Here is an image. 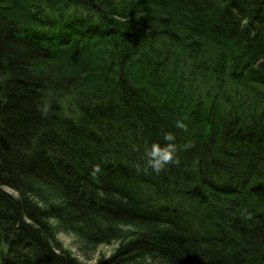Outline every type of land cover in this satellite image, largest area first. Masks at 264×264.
<instances>
[{
    "label": "trees",
    "instance_id": "16d2710c",
    "mask_svg": "<svg viewBox=\"0 0 264 264\" xmlns=\"http://www.w3.org/2000/svg\"><path fill=\"white\" fill-rule=\"evenodd\" d=\"M59 230L121 238L94 264H264V0H0V264H84Z\"/></svg>",
    "mask_w": 264,
    "mask_h": 264
},
{
    "label": "rangeland",
    "instance_id": "374dc122",
    "mask_svg": "<svg viewBox=\"0 0 264 264\" xmlns=\"http://www.w3.org/2000/svg\"><path fill=\"white\" fill-rule=\"evenodd\" d=\"M117 228L124 233L130 232L134 227L132 225L117 224ZM120 234V233H119ZM55 238L61 243L63 247L68 248L81 262L84 264H94L102 256H108L118 248L121 238H115L110 242L98 244L96 247L86 246L77 238V235L72 230H59ZM154 264H159L154 262Z\"/></svg>",
    "mask_w": 264,
    "mask_h": 264
},
{
    "label": "clouds",
    "instance_id": "9594fccd",
    "mask_svg": "<svg viewBox=\"0 0 264 264\" xmlns=\"http://www.w3.org/2000/svg\"><path fill=\"white\" fill-rule=\"evenodd\" d=\"M43 111L46 112V108ZM175 126L183 131H187V124L182 119H178ZM163 141L164 143L154 142L145 150V154L148 158V166L156 173L161 172L170 164H179L177 153L181 146L176 142V136L170 131L165 132L163 134ZM183 147L187 149L192 147V144L187 143L183 145ZM100 171V165H95L92 169V174L95 175Z\"/></svg>",
    "mask_w": 264,
    "mask_h": 264
}]
</instances>
